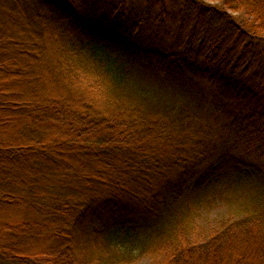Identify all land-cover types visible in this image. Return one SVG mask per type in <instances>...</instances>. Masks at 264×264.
Listing matches in <instances>:
<instances>
[{
    "label": "trees",
    "instance_id": "trees-1",
    "mask_svg": "<svg viewBox=\"0 0 264 264\" xmlns=\"http://www.w3.org/2000/svg\"><path fill=\"white\" fill-rule=\"evenodd\" d=\"M3 127L0 264H264V0H0Z\"/></svg>",
    "mask_w": 264,
    "mask_h": 264
},
{
    "label": "rangeland",
    "instance_id": "rangeland-1",
    "mask_svg": "<svg viewBox=\"0 0 264 264\" xmlns=\"http://www.w3.org/2000/svg\"><path fill=\"white\" fill-rule=\"evenodd\" d=\"M49 47H50V44H49ZM40 80H41L40 85L37 86L38 88L35 86L36 89H34L35 91L38 92V94L53 93V94H59L61 96L65 95V96L70 97L69 92L68 91L66 92V90H64V88L62 87L63 85H60L59 83H57L54 77H49L46 72H43L42 77H40ZM33 81H34V78L32 80H26V82H28L27 85L31 84ZM18 86L24 87L22 84H19ZM71 99L75 100V97L72 96ZM71 99L70 101H72ZM16 121H18V119L14 117V120L12 121L11 126H9L8 129L10 128L13 129ZM0 129L2 133L7 132L8 130V129H5L4 127L3 129L2 128ZM76 160H79V159H76ZM248 191H249V187H247V185H244V186L237 185L235 187L234 186L228 187L227 189L223 191V193L219 194L218 198L212 199L208 204H206L207 207L205 205L206 208H204L203 210L202 220L204 222L215 223L218 220L223 219L225 217H234V216L237 217L239 214H241L240 212H241L242 204L246 199ZM29 215H31V213L29 214L28 211L24 209H17L15 211H12V213H10L5 218L15 217L16 219V218L26 217ZM136 264H147V261L142 260Z\"/></svg>",
    "mask_w": 264,
    "mask_h": 264
},
{
    "label": "snow or ice",
    "instance_id": "snow-or-ice-1",
    "mask_svg": "<svg viewBox=\"0 0 264 264\" xmlns=\"http://www.w3.org/2000/svg\"><path fill=\"white\" fill-rule=\"evenodd\" d=\"M76 7L86 9L89 5H92L96 0H74Z\"/></svg>",
    "mask_w": 264,
    "mask_h": 264
}]
</instances>
